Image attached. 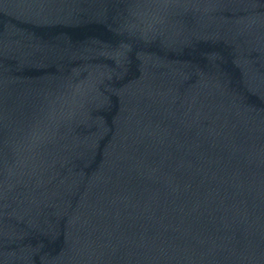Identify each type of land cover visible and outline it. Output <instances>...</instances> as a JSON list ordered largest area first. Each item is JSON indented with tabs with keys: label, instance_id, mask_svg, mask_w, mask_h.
<instances>
[{
	"label": "water",
	"instance_id": "95a60500",
	"mask_svg": "<svg viewBox=\"0 0 264 264\" xmlns=\"http://www.w3.org/2000/svg\"><path fill=\"white\" fill-rule=\"evenodd\" d=\"M0 264H264V0H0Z\"/></svg>",
	"mask_w": 264,
	"mask_h": 264
}]
</instances>
